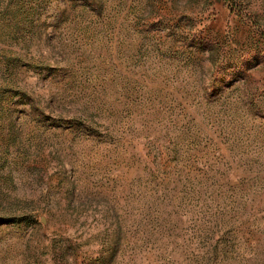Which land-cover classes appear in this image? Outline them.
I'll list each match as a JSON object with an SVG mask.
<instances>
[{"label": "rangeland", "instance_id": "374dc122", "mask_svg": "<svg viewBox=\"0 0 264 264\" xmlns=\"http://www.w3.org/2000/svg\"><path fill=\"white\" fill-rule=\"evenodd\" d=\"M0 264H264V0H0Z\"/></svg>", "mask_w": 264, "mask_h": 264}]
</instances>
